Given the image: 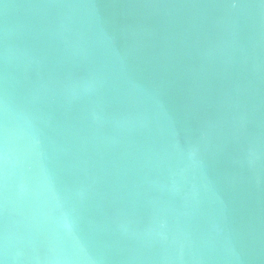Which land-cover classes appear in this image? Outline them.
<instances>
[{
    "label": "water",
    "instance_id": "95a60500",
    "mask_svg": "<svg viewBox=\"0 0 264 264\" xmlns=\"http://www.w3.org/2000/svg\"><path fill=\"white\" fill-rule=\"evenodd\" d=\"M3 264H264V0H0Z\"/></svg>",
    "mask_w": 264,
    "mask_h": 264
},
{
    "label": "snow or ice",
    "instance_id": "6c2138e0",
    "mask_svg": "<svg viewBox=\"0 0 264 264\" xmlns=\"http://www.w3.org/2000/svg\"><path fill=\"white\" fill-rule=\"evenodd\" d=\"M0 264H3V262H2V261H0Z\"/></svg>",
    "mask_w": 264,
    "mask_h": 264
}]
</instances>
